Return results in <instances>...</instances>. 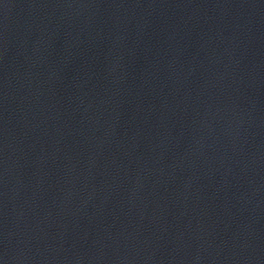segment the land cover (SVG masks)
Returning <instances> with one entry per match:
<instances>
[{
  "label": "water",
  "instance_id": "1",
  "mask_svg": "<svg viewBox=\"0 0 264 264\" xmlns=\"http://www.w3.org/2000/svg\"><path fill=\"white\" fill-rule=\"evenodd\" d=\"M0 264H264V0H119L0 200Z\"/></svg>",
  "mask_w": 264,
  "mask_h": 264
}]
</instances>
